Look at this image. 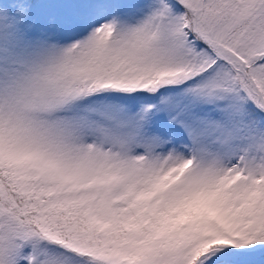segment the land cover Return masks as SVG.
Here are the masks:
<instances>
[{"label": "snow or ice", "instance_id": "obj_1", "mask_svg": "<svg viewBox=\"0 0 264 264\" xmlns=\"http://www.w3.org/2000/svg\"><path fill=\"white\" fill-rule=\"evenodd\" d=\"M0 264H264V0H0Z\"/></svg>", "mask_w": 264, "mask_h": 264}]
</instances>
